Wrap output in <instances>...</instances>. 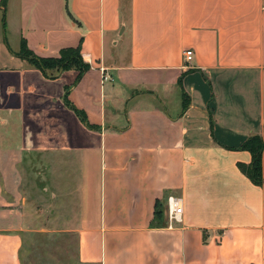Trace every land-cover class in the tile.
<instances>
[{
    "label": "crops",
    "instance_id": "0c3cea01",
    "mask_svg": "<svg viewBox=\"0 0 264 264\" xmlns=\"http://www.w3.org/2000/svg\"><path fill=\"white\" fill-rule=\"evenodd\" d=\"M1 2L0 264L30 206L74 217L78 264H264V150L261 186L239 168L264 140V0ZM21 41L90 68L48 78Z\"/></svg>",
    "mask_w": 264,
    "mask_h": 264
},
{
    "label": "rangeland",
    "instance_id": "374dc122",
    "mask_svg": "<svg viewBox=\"0 0 264 264\" xmlns=\"http://www.w3.org/2000/svg\"><path fill=\"white\" fill-rule=\"evenodd\" d=\"M29 209L22 235V264H78L74 217L49 218L44 212L36 218Z\"/></svg>",
    "mask_w": 264,
    "mask_h": 264
},
{
    "label": "trees",
    "instance_id": "16d2710c",
    "mask_svg": "<svg viewBox=\"0 0 264 264\" xmlns=\"http://www.w3.org/2000/svg\"><path fill=\"white\" fill-rule=\"evenodd\" d=\"M5 2L6 0H2V8H5ZM18 56L25 59L48 78H56L62 72L74 69L78 73L74 84H76L90 68L82 59L80 45L61 49L57 57L43 58L36 56L26 47L25 42L21 41ZM66 90L68 91V89ZM73 110L77 116L86 123L85 115L75 108H73ZM240 149L248 151L251 155L250 164L247 166L239 165L240 170L254 185L261 186L263 184L261 178V155L264 150V140L260 136H252L243 143Z\"/></svg>",
    "mask_w": 264,
    "mask_h": 264
},
{
    "label": "built area",
    "instance_id": "2783aa9c",
    "mask_svg": "<svg viewBox=\"0 0 264 264\" xmlns=\"http://www.w3.org/2000/svg\"><path fill=\"white\" fill-rule=\"evenodd\" d=\"M192 51H184V58L186 63H190L192 59ZM165 209L168 220L172 223H180L182 217V202L181 198L170 195L165 200Z\"/></svg>",
    "mask_w": 264,
    "mask_h": 264
}]
</instances>
